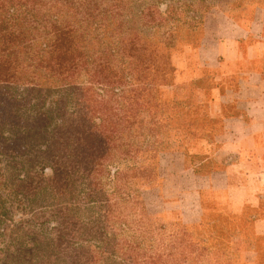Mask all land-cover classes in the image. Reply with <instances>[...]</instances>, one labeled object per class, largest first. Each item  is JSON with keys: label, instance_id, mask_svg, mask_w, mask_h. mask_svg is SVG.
Returning <instances> with one entry per match:
<instances>
[{"label": "rangeland", "instance_id": "374dc122", "mask_svg": "<svg viewBox=\"0 0 264 264\" xmlns=\"http://www.w3.org/2000/svg\"><path fill=\"white\" fill-rule=\"evenodd\" d=\"M86 1L109 12L111 45L139 36L174 70L139 118L135 161L115 149L112 162L95 151L81 164L66 151L58 121L76 112L80 93L19 90L7 100L0 86V264H245L233 238L247 225L215 207L208 187L218 178L208 176L237 161L217 137L247 98L217 84L219 43L231 53L235 40L259 37L264 0ZM141 167L142 180L130 177Z\"/></svg>", "mask_w": 264, "mask_h": 264}, {"label": "trees", "instance_id": "16d2710c", "mask_svg": "<svg viewBox=\"0 0 264 264\" xmlns=\"http://www.w3.org/2000/svg\"><path fill=\"white\" fill-rule=\"evenodd\" d=\"M110 17L86 0H0V86L5 99L19 90L80 93L76 112L58 121L57 135L67 152L80 155L81 164L95 151L100 160L109 156L112 162L115 149L124 160L137 159L143 134L139 118L150 113L152 94L174 70L167 54L158 56L139 36L111 45ZM97 86L102 90L99 100ZM107 97L117 109L110 108ZM97 112L99 132L92 123ZM133 172L130 177L143 179L142 167ZM121 174L119 167L113 172L117 179Z\"/></svg>", "mask_w": 264, "mask_h": 264}, {"label": "crops", "instance_id": "0c3cea01", "mask_svg": "<svg viewBox=\"0 0 264 264\" xmlns=\"http://www.w3.org/2000/svg\"><path fill=\"white\" fill-rule=\"evenodd\" d=\"M225 49L219 43L225 59L216 82L234 84L230 92L247 98L233 103L240 114L226 118L217 137L237 161L208 176L218 178L208 190L216 208L228 212L235 225H247L234 235L235 254L246 257L245 264H264V32L235 40L231 53Z\"/></svg>", "mask_w": 264, "mask_h": 264}]
</instances>
